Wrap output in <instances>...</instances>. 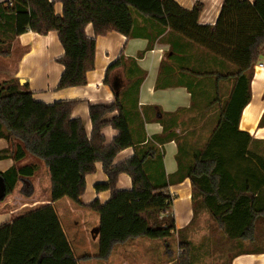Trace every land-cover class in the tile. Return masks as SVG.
<instances>
[{"label":"trees","instance_id":"trees-1","mask_svg":"<svg viewBox=\"0 0 264 264\" xmlns=\"http://www.w3.org/2000/svg\"><path fill=\"white\" fill-rule=\"evenodd\" d=\"M59 1L61 15L56 14L54 0H0V55L9 54L4 49L8 39L27 32L58 34L64 50L58 59L63 67L58 90L87 85V76L95 68L97 38L111 33L131 37L135 25L132 11L235 68L234 74L220 76L236 80L235 86L219 125L205 149L195 155L188 176L227 238L252 240L255 224L264 215V157L249 151L251 136L239 130V123L251 99V72L264 57V0H224L214 26L199 23L201 3L186 9L175 0ZM88 26L93 27V37L86 35ZM120 64L117 60L109 66L105 81ZM33 95L28 83H0V139L19 142L14 151H0V161L12 159L16 164L27 155L34 157L49 171L51 201L67 198L78 206L86 191V177L101 163L108 180L97 184L95 190L110 192V198L104 204L95 200L87 206L100 218L93 233L99 239L98 259L107 261L115 246L141 237L165 240L170 251L168 240L176 234V223L173 216H164L173 203L166 186L151 182L144 170L146 157L132 156L115 163L121 151L133 147L119 99L110 106H90L92 131L87 135L83 122L72 118L79 102L47 105ZM115 111L119 115L107 121L106 116ZM107 127L118 132L108 145L103 135ZM38 170L39 165L32 163L0 173L6 195L18 181H28ZM121 174L131 178V189H117ZM27 183L21 192L31 196L33 186ZM180 249L178 264H191L189 244L180 243ZM0 264H78L53 206L0 226Z\"/></svg>","mask_w":264,"mask_h":264},{"label":"crops","instance_id":"crops-1","mask_svg":"<svg viewBox=\"0 0 264 264\" xmlns=\"http://www.w3.org/2000/svg\"><path fill=\"white\" fill-rule=\"evenodd\" d=\"M54 1H56L55 11L56 6H60V12L56 14L61 15L62 3L59 0ZM175 1L186 9H192L196 3H201L203 9L199 23L211 26L216 24L224 3V0ZM249 1L255 2V0ZM133 19L135 25L131 37L126 38L121 34L111 33L106 37L97 38V53L103 46L105 61L100 62L103 66L102 72L89 73L87 86L64 89L58 94H46L37 87V83L28 82L29 89L33 92L36 101L47 105L60 101L79 102L72 113V118L83 122L87 135L92 131L90 106H110L118 98L129 126L133 147L121 151L115 163H121L132 156L146 157L144 170L149 179L155 186H166L167 193L173 198L170 211L176 223L175 236L180 231L178 227H189L195 222L198 217L197 209L202 210L203 219L200 221L205 229L209 227L211 221L214 222V219L202 198L198 200L197 209L190 201V196L195 195V189L188 171L195 155L202 152L209 143L233 92L236 80L224 79L220 76L232 75L236 70L225 60L152 19L142 15ZM89 29L92 35L89 34ZM86 35L94 36L92 26L87 27ZM9 40L12 41L9 48L13 47L16 60L13 68H6L5 61L0 60V83L9 80L20 81L18 63L22 56L32 51L28 45L26 49V46L19 44L20 36L12 40L8 39L7 42ZM6 57L8 58L9 55ZM117 60L121 61L120 67L111 71L108 74V81H105L109 66ZM62 72L63 67L60 77ZM251 73V99L241 114L239 130L251 136L249 151L264 157V57L254 66ZM115 84L117 92L114 88ZM118 115V111H115L108 114L105 119L110 121ZM103 135L108 145L117 137L118 132L112 127H107L103 130ZM18 143L15 139H0V151L7 149L14 151ZM32 163L39 165V170L28 179L33 186V194L26 196L21 192L26 179L18 181L13 190V206H10V210L7 212L6 207L0 203V226L49 205L53 206L58 216L57 205L63 199L52 202L50 198L48 202L51 179L44 163L30 155L16 164L12 159H6L0 161V173H5L14 165L24 167ZM107 180L101 163H97L95 173L86 177V191L81 198L82 205L76 206L90 211L87 206L95 200L101 204L108 201L110 192L97 193L95 190L97 184L105 183ZM131 187V178L121 174L117 189L129 190ZM41 190L45 191V199L40 197ZM96 215L98 218L92 219L91 223L85 221L82 224V233H72V236L68 235L62 219L58 216L78 264H178L179 254L182 251L180 243L175 245L171 242L175 236L168 240L170 251H167L165 240H149L141 237L115 246L107 261L99 260V239L93 234L100 223L99 215ZM181 222L186 223L181 225ZM80 223L81 220L77 222L78 225ZM214 235V246L226 243L229 239H226L227 235L222 225L214 228ZM210 238L208 229L207 233H201L200 241L197 240L194 255L202 259L201 263L197 264H211L212 258L214 259L211 254L216 255L214 264H264V215L259 217L255 224L252 240L229 242L226 250L218 252L216 248H212ZM218 239L220 242L217 241ZM184 243L190 246V237L187 236ZM192 250L193 246H190V256Z\"/></svg>","mask_w":264,"mask_h":264},{"label":"rangeland","instance_id":"rangeland-1","mask_svg":"<svg viewBox=\"0 0 264 264\" xmlns=\"http://www.w3.org/2000/svg\"><path fill=\"white\" fill-rule=\"evenodd\" d=\"M56 12L57 13L60 12V6H56ZM132 16L136 19V16H140V14H138L136 11H132ZM88 32L89 34H91L90 29L88 30ZM7 44L8 45H4L6 47L4 49H6L7 51H10L8 54L9 57L7 58L6 56L3 57L4 55H1L0 60L5 61L6 68L7 67L13 68V65L15 64V60H16V54L13 53V47L9 48L10 44H12V41L9 40ZM19 44H21L22 46H26V49L28 47H31V50H32L31 52L28 51L24 56H22V59L19 63L16 62V65L18 63V67H17L18 73L20 72L19 73L20 83L21 81H25L26 83L28 82L37 83L38 85L37 87L39 89H42L46 94H58L61 91V90H58L57 88L59 85L60 72L62 69V66L59 63L58 59H59V56H62V54L64 53L63 46L59 40L58 35L56 33L48 34V35H38V34L27 33V34L20 36ZM96 55H97V58H96ZM104 61H105L104 47L101 46V49H99L97 53V44H96L95 68L91 72H96L95 74L102 72L103 66L100 65L101 64L100 62H104ZM110 79H112L111 75H110ZM88 83H89V79H88ZM94 89L96 88L94 87ZM181 159H184V158H181ZM12 196H13V191L2 202H0L2 203V205L6 207L7 212L8 210H10V206H13ZM45 196H46L45 191L41 190L40 197H42V199L43 198L45 199ZM200 196L201 195L198 190H196L195 195L192 194L190 196V201H192L194 205H196V209L199 205L198 200L199 198H201ZM48 202H50V197H48ZM33 209H36V208L33 207ZM57 212H58V216L62 219L64 227L68 231L69 236H72V233L74 234H77L79 232L82 233L83 232L82 224H84L85 221L88 223H91L92 219L98 218L96 214L94 215V213L88 210L81 209L80 207L76 206L71 200L67 198L63 199V201L57 205ZM168 212H169L168 213L169 215L167 214L166 216L172 217L171 211L169 210ZM196 214L198 215V217L195 219V222L192 223L191 226L189 227L186 226L187 228L182 227V226H181L182 228L178 227V230H180L178 231V235L175 236L173 239H171V242L176 245L177 243H183L184 239L187 236L190 237V241H191L190 246H193L192 255L190 256L192 264L201 263L202 259H200L198 255H194V246L198 242L197 241L198 239L200 241L201 233L203 232L207 233L208 229L210 230V234H211L210 241L212 243V248H216L218 252L226 250L229 247V242L237 241V240L227 239L226 237L227 239L226 243L216 244V246H214L213 245L214 237H215L214 228H218L219 223H217V221H215V219L213 218L214 222L212 223L211 221L209 227L204 229L202 227L203 224L200 221L201 219H203L202 210L197 209ZM210 215H212L211 212H210ZM161 218H163V216ZM80 220H81V223L80 225H78L77 222H80ZM182 223H186V222H181V225ZM219 240L220 239H218L217 241ZM211 255H212L211 257H214V259L212 258L211 264H214L216 255H213V254Z\"/></svg>","mask_w":264,"mask_h":264},{"label":"water","instance_id":"water-1","mask_svg":"<svg viewBox=\"0 0 264 264\" xmlns=\"http://www.w3.org/2000/svg\"><path fill=\"white\" fill-rule=\"evenodd\" d=\"M21 84L25 85L26 82L25 81H21ZM114 88L117 89V85H114ZM26 185H28V183H25ZM7 194V186H6V182L5 179L0 175V202H2L5 198Z\"/></svg>","mask_w":264,"mask_h":264},{"label":"built area","instance_id":"built-area-1","mask_svg":"<svg viewBox=\"0 0 264 264\" xmlns=\"http://www.w3.org/2000/svg\"><path fill=\"white\" fill-rule=\"evenodd\" d=\"M6 1L11 3L12 0H6ZM260 67H263V65H260ZM167 214H168V212L164 216H166Z\"/></svg>","mask_w":264,"mask_h":264}]
</instances>
